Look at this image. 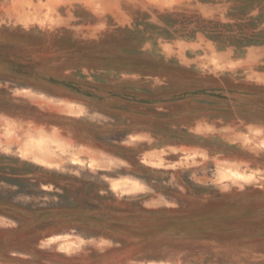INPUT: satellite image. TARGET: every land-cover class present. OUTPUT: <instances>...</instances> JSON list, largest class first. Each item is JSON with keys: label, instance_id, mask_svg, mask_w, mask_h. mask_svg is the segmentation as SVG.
Masks as SVG:
<instances>
[{"label": "rangeland", "instance_id": "374dc122", "mask_svg": "<svg viewBox=\"0 0 264 264\" xmlns=\"http://www.w3.org/2000/svg\"><path fill=\"white\" fill-rule=\"evenodd\" d=\"M0 264H264V0H0Z\"/></svg>", "mask_w": 264, "mask_h": 264}, {"label": "trees", "instance_id": "16d2710c", "mask_svg": "<svg viewBox=\"0 0 264 264\" xmlns=\"http://www.w3.org/2000/svg\"><path fill=\"white\" fill-rule=\"evenodd\" d=\"M213 38L215 39V40H219V36L218 35H215V36H213Z\"/></svg>", "mask_w": 264, "mask_h": 264}, {"label": "bare ground", "instance_id": "6f19581e", "mask_svg": "<svg viewBox=\"0 0 264 264\" xmlns=\"http://www.w3.org/2000/svg\"><path fill=\"white\" fill-rule=\"evenodd\" d=\"M31 149V148H30ZM35 149V148H34Z\"/></svg>", "mask_w": 264, "mask_h": 264}]
</instances>
